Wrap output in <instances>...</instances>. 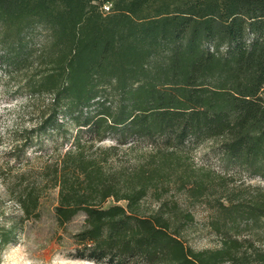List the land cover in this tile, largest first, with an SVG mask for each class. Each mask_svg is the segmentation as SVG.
I'll use <instances>...</instances> for the list:
<instances>
[{
	"label": "trees",
	"instance_id": "trees-1",
	"mask_svg": "<svg viewBox=\"0 0 264 264\" xmlns=\"http://www.w3.org/2000/svg\"><path fill=\"white\" fill-rule=\"evenodd\" d=\"M0 65L25 95L50 96L47 115L12 152L18 164L29 142L56 155L39 179L59 187L60 224L85 215L73 258L264 264V250L240 238L264 239V202L218 196L210 226L220 243L195 251L176 237L191 214L166 197L170 175L179 172L176 191L186 187L180 151L207 140L225 167L264 178V0H0ZM105 138L114 143L90 149ZM136 144L151 151L111 165ZM34 184L16 197L25 218L37 212ZM208 190L196 181L190 192ZM109 197L126 209L103 207ZM152 199L159 205L148 211ZM16 232L2 231L0 243Z\"/></svg>",
	"mask_w": 264,
	"mask_h": 264
},
{
	"label": "rangeland",
	"instance_id": "rangeland-1",
	"mask_svg": "<svg viewBox=\"0 0 264 264\" xmlns=\"http://www.w3.org/2000/svg\"><path fill=\"white\" fill-rule=\"evenodd\" d=\"M105 5L109 8L112 6L111 3ZM108 11L102 7L104 14ZM33 31V39L36 42L43 41V31L37 26L33 27ZM9 77L10 73L0 65V233L11 226L17 232L12 241L0 243V264H98L72 257L77 246L74 235L83 227L84 213L79 212L69 221L60 224L55 214V208L59 204V187L51 181L45 182L44 176L39 179L41 170L52 165L56 161V155L41 156L38 146L30 142L19 164L17 157L13 155L12 151L23 145L27 132L47 115L50 96L25 95L22 90L17 89L19 76ZM112 143L114 141L111 138H105L90 149L105 148ZM131 143L133 141L128 144ZM68 147L66 144L62 150ZM149 151L151 147L145 144L127 146L109 160L114 167L136 164ZM180 152L186 163V187L176 191L179 172L172 174L168 179L170 190L166 197L168 201H177L178 210L186 211V215L191 214V220L186 218V223L182 224L180 234L176 237L185 248L190 247L195 251L215 248L220 243V237L210 226V220L215 216L217 197H223L225 203L242 198H257L264 202V178L225 167L217 148L209 140L188 145ZM196 181L208 185V191L213 193L193 196L190 190ZM31 183H35V187L39 189V204L37 212L30 218H25L16 197ZM112 205L126 209L127 200L115 201L113 197H109L103 203L105 208ZM158 205L159 202L152 199L143 206L149 211V208L153 210ZM240 238L248 239L264 250V239L258 238L256 234L246 231L240 234Z\"/></svg>",
	"mask_w": 264,
	"mask_h": 264
},
{
	"label": "built area",
	"instance_id": "built-area-1",
	"mask_svg": "<svg viewBox=\"0 0 264 264\" xmlns=\"http://www.w3.org/2000/svg\"><path fill=\"white\" fill-rule=\"evenodd\" d=\"M103 9H104L105 11H108V10H109V6L104 5Z\"/></svg>",
	"mask_w": 264,
	"mask_h": 264
}]
</instances>
